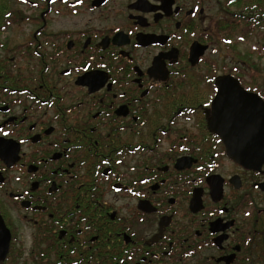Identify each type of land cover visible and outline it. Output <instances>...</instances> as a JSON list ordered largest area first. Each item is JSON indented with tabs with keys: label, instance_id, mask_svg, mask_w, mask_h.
<instances>
[{
	"label": "flooded vegetation",
	"instance_id": "af4514ba",
	"mask_svg": "<svg viewBox=\"0 0 264 264\" xmlns=\"http://www.w3.org/2000/svg\"><path fill=\"white\" fill-rule=\"evenodd\" d=\"M0 17L4 52L28 24L0 55V264H264V159L229 156L209 119L235 120L202 106L212 73L264 109V0H7ZM238 121L226 142L261 144L264 120Z\"/></svg>",
	"mask_w": 264,
	"mask_h": 264
},
{
	"label": "water",
	"instance_id": "95a60500",
	"mask_svg": "<svg viewBox=\"0 0 264 264\" xmlns=\"http://www.w3.org/2000/svg\"><path fill=\"white\" fill-rule=\"evenodd\" d=\"M204 48V47H203ZM200 55V52H197L195 54V60L198 58ZM227 79H223V77H219L218 80L220 81H228L232 85V89L228 92V94L225 97H222L220 101L216 102V106L213 108V114L216 117L224 116L227 115L229 119H233L234 125L233 126H228L227 129L221 128L219 126V122L217 124V128L213 126V122L211 119H209V123L212 124L211 130L213 132H216L217 134L221 135L226 143L227 146V152L228 155L234 158L235 160L242 159L243 157H260L264 159V123H262V127L260 129V140L262 141L261 144L259 145H254V146H244L240 147L237 145L238 138L231 139L233 143H231V140L228 139V142H226V139L224 138L225 133H232L236 129V125L239 123L238 119L239 118H245V119H252L254 122H259L261 120H264V109H258L256 105H244V104H239V100H244L248 101L250 99L256 100L258 103H262L261 100L257 101V98H252L253 96L250 94H246L243 92V90L239 87V84L235 79H233L230 75H225ZM224 100L228 101V104H222ZM232 101L233 104L230 105ZM227 109L226 113H222L223 109ZM212 122V123H211ZM255 128L254 130H256ZM242 157V158H241ZM244 159V158H243ZM9 239H10V234L8 229L5 227V224L0 216V260L4 259L5 254L8 249V244H9Z\"/></svg>",
	"mask_w": 264,
	"mask_h": 264
},
{
	"label": "rangeland",
	"instance_id": "374dc122",
	"mask_svg": "<svg viewBox=\"0 0 264 264\" xmlns=\"http://www.w3.org/2000/svg\"><path fill=\"white\" fill-rule=\"evenodd\" d=\"M14 2V1H13ZM15 7H17V10L19 12H27L28 11V7L24 6V7H19V5L17 4H14V10H15ZM26 25H28L26 23ZM24 25V24H14L10 27V31L7 32V36H8V39L7 37L3 39V42H5V45H6V48H7V51H1L0 50V55H12V50L15 49V39H17L18 41L22 40L23 36L21 35V33L23 32L22 29L23 28H26L27 26ZM17 29V32H15ZM18 33V34H16ZM17 35V36H16ZM17 42V41H16ZM217 47V51L215 53H213V55L211 56V59H213L214 61H216L218 67H220L222 64H226L227 67L231 68L233 66H235V61H236V57L234 56L235 55V51H233L230 47L228 49L226 48H223V46H220L219 44L216 46ZM232 59V60H231ZM258 60V59H257ZM258 61H261V63L263 64L264 63V57ZM262 66V65H261ZM261 68H264L263 66ZM11 73V70L10 72ZM263 75H264V71L262 69V72H261ZM11 206V205H9ZM19 216H21V213H18ZM6 216H11V218L9 217V219L11 220L12 219V225L14 227H12L14 233H15V211H12L10 212L9 215H6ZM27 223L26 222H20V227L18 228L17 232H18V235H23L24 233H22L21 231H26L27 230ZM15 239V237H14ZM15 242V241H14ZM13 253H15V243H13ZM19 246H20V242H19Z\"/></svg>",
	"mask_w": 264,
	"mask_h": 264
},
{
	"label": "snow or ice",
	"instance_id": "6c2138e0",
	"mask_svg": "<svg viewBox=\"0 0 264 264\" xmlns=\"http://www.w3.org/2000/svg\"><path fill=\"white\" fill-rule=\"evenodd\" d=\"M52 2H55V0H52ZM230 2H231V0H230ZM78 3H83V0H78ZM105 3H107V0H105ZM194 14L195 13H193V15ZM117 31H119V29H117ZM129 35H131V33H129ZM239 39L243 40L244 37L241 36V37H239ZM227 43H231V41H227ZM99 67L101 69H103V68L106 67V65L101 64V65H99ZM90 68H91V65L90 64H86L84 66V68H83V71L88 72ZM90 75H91V78H92V82L94 84H96L97 87H99L100 84L103 83L102 73L93 71V72L90 73ZM209 76H211V79H206V83L209 86H211L213 81H215L217 86L214 87V88L210 87V90L212 92H214L215 95L213 96L212 101H210L209 104L202 105V106L205 107V108H208V107H213L214 108L216 106V102L220 101L222 97H225L228 94V92L232 89V85L228 81L216 80V77L212 73H209ZM112 83L115 84V83H117V81L113 80ZM109 91H111V88H109ZM0 131H2V129H0ZM3 135L7 136L8 133L7 132H3ZM21 143H23V141H21ZM104 162L107 163V160H105ZM117 163H120V161H117ZM17 179H19V177H17ZM142 183H147V182L146 181H142ZM116 191H120V189L117 188ZM139 194H140L139 192L133 193V195H137V196ZM245 215H251V213H245Z\"/></svg>",
	"mask_w": 264,
	"mask_h": 264
},
{
	"label": "trees",
	"instance_id": "16d2710c",
	"mask_svg": "<svg viewBox=\"0 0 264 264\" xmlns=\"http://www.w3.org/2000/svg\"><path fill=\"white\" fill-rule=\"evenodd\" d=\"M1 3L3 5V9L0 12H5L7 10V0H1ZM1 20V17H0Z\"/></svg>",
	"mask_w": 264,
	"mask_h": 264
}]
</instances>
